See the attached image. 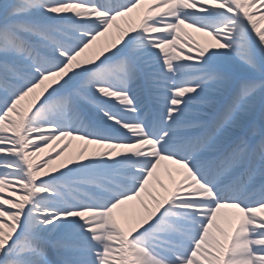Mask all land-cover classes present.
Returning a JSON list of instances; mask_svg holds the SVG:
<instances>
[{
	"label": "snow or ice",
	"instance_id": "6c2138e0",
	"mask_svg": "<svg viewBox=\"0 0 264 264\" xmlns=\"http://www.w3.org/2000/svg\"><path fill=\"white\" fill-rule=\"evenodd\" d=\"M0 264H264V0H0Z\"/></svg>",
	"mask_w": 264,
	"mask_h": 264
}]
</instances>
